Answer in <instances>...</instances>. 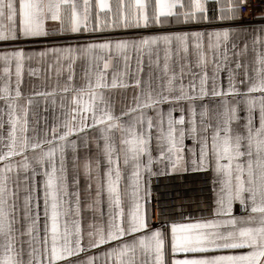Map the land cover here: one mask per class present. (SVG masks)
I'll return each instance as SVG.
<instances>
[{"label": "snow or ice", "instance_id": "obj_1", "mask_svg": "<svg viewBox=\"0 0 264 264\" xmlns=\"http://www.w3.org/2000/svg\"><path fill=\"white\" fill-rule=\"evenodd\" d=\"M248 6L0 0V264H264ZM153 177L181 207L202 179L204 214L161 203L152 224Z\"/></svg>", "mask_w": 264, "mask_h": 264}, {"label": "crops", "instance_id": "obj_2", "mask_svg": "<svg viewBox=\"0 0 264 264\" xmlns=\"http://www.w3.org/2000/svg\"><path fill=\"white\" fill-rule=\"evenodd\" d=\"M264 15V7L261 9L259 13V18ZM261 20V18H260ZM260 24H264V19L260 23L257 24H250L251 26H259ZM130 95V93L128 94ZM112 102L114 104V107L117 109V111L124 106L126 103V100L124 99V96L119 92H115L112 98ZM187 188H190L191 190L188 191L187 195L184 198L183 201V207H181V203L178 199H172L170 198L171 194L166 195L164 186L161 182V180L153 177L151 188H152V200H151V223L157 224V214L159 211V205L161 203L174 205L175 206V215L171 216V219L179 220L180 211L184 212V215H191L193 217H198L204 213L200 211V208L198 207V202L201 201L204 196L207 195L205 191V185L200 178H194L192 179L187 185ZM171 210V209H170ZM238 210V206H237Z\"/></svg>", "mask_w": 264, "mask_h": 264}, {"label": "built area", "instance_id": "obj_3", "mask_svg": "<svg viewBox=\"0 0 264 264\" xmlns=\"http://www.w3.org/2000/svg\"><path fill=\"white\" fill-rule=\"evenodd\" d=\"M264 7V0H249V6L242 9L243 18L247 25L257 24L262 21L259 18V13Z\"/></svg>", "mask_w": 264, "mask_h": 264}]
</instances>
